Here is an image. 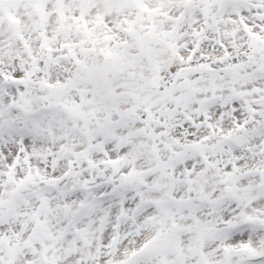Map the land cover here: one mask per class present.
<instances>
[{
	"label": "snow or ice",
	"instance_id": "obj_1",
	"mask_svg": "<svg viewBox=\"0 0 264 264\" xmlns=\"http://www.w3.org/2000/svg\"><path fill=\"white\" fill-rule=\"evenodd\" d=\"M0 264H264V0H0Z\"/></svg>",
	"mask_w": 264,
	"mask_h": 264
}]
</instances>
